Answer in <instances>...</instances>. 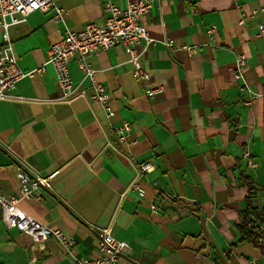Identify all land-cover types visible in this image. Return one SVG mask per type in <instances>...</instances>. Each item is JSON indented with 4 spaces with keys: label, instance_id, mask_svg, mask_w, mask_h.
Wrapping results in <instances>:
<instances>
[{
    "label": "crops",
    "instance_id": "0c3cea01",
    "mask_svg": "<svg viewBox=\"0 0 264 264\" xmlns=\"http://www.w3.org/2000/svg\"><path fill=\"white\" fill-rule=\"evenodd\" d=\"M105 0H54L65 11L31 14L9 30L19 68L30 72L9 100L0 101V194L73 242L69 253L48 239L35 245L1 221L0 264H76L97 257L88 225L108 227L128 244L119 264H264V252L241 242L239 223L251 208H264V0H161L143 25L156 43L141 57L148 82L136 80L126 52L115 47L87 58L95 81L111 96L114 117L104 119L91 101L77 59L68 64L76 92L60 100L47 49L66 30L104 24ZM124 9L128 0H108ZM243 21L240 25L239 21ZM215 26L209 45L205 29ZM0 31V41H1ZM199 46L190 55L169 50ZM246 60L235 79V58ZM259 97L245 105L243 85ZM161 87L153 100L147 88ZM130 123L131 147H121L111 127ZM249 152L256 168L247 166ZM17 162L37 176L54 174L52 192L20 199ZM153 170L139 174L138 165ZM137 181L142 192L128 188ZM252 182L251 195L246 182ZM264 230L263 226L259 227Z\"/></svg>",
    "mask_w": 264,
    "mask_h": 264
},
{
    "label": "built area",
    "instance_id": "2783aa9c",
    "mask_svg": "<svg viewBox=\"0 0 264 264\" xmlns=\"http://www.w3.org/2000/svg\"><path fill=\"white\" fill-rule=\"evenodd\" d=\"M161 0H128L124 9L104 1V24L99 26L95 23L87 24L81 31L75 32L66 30L61 39L51 45L46 51V62L55 73L57 90L60 93V100L71 101L84 95L83 91L77 93L78 88L73 84L68 71V64L72 59H77L78 67L82 74L83 81H88L93 90L91 101L97 103L102 110L104 119L111 123L114 117V109L111 96L107 89L95 81V71L88 64L87 58L97 55L115 47L122 48L127 56L128 62L132 65L133 77L141 82H148L150 75L145 71L140 59L142 55L156 43L143 25V19L151 14L154 5ZM52 12L53 19L62 22L65 11L58 7L54 0H0V101L9 100L18 82L25 78H31L34 74L42 75L44 66L30 72H23L15 58L13 47L9 38V30L17 25L25 23L28 17L35 13ZM242 25L243 21H239ZM217 29L215 26H208L205 29L208 44L216 40ZM258 36H264V25L258 27ZM169 50H184L190 55L201 51L199 46L176 47L171 41H163ZM235 79L242 80L246 60L243 55L235 58ZM247 95L245 105H251L259 97L253 94L245 84L241 88ZM162 91L161 87L147 88L145 95L149 100ZM130 123L123 121L120 125L112 126L111 133L121 147H131L134 141L129 140ZM0 148L7 150L0 142ZM243 159L247 166L256 168L253 156L245 151ZM17 179L20 187V199H30L40 189L52 192V180L54 174L48 177H40L32 173L29 168L17 162ZM153 170L150 163L138 165L139 174L149 173ZM131 190L142 192L137 181L128 186ZM19 199L15 197H4L0 194L1 221L8 229H16L22 235L28 237L33 244L42 245L48 239L54 240L57 245L66 253H69L73 242L68 239L59 229H52L24 213L17 205ZM87 229L97 238L98 255L92 259L77 260L76 264H119L123 259L124 252L129 249L127 243L118 241L112 236V230L108 227L88 225ZM258 243H264V237L258 238ZM264 256V255H263ZM250 264H255L251 261Z\"/></svg>",
    "mask_w": 264,
    "mask_h": 264
},
{
    "label": "trees",
    "instance_id": "16d2710c",
    "mask_svg": "<svg viewBox=\"0 0 264 264\" xmlns=\"http://www.w3.org/2000/svg\"><path fill=\"white\" fill-rule=\"evenodd\" d=\"M246 186L248 191L252 195L254 192V186L252 182L247 181ZM264 227V208L261 210L251 208L248 209L244 215L241 217V221L238 225L241 233V242H252L261 248L264 252V243L259 244L258 238L264 237V230H260L259 227Z\"/></svg>",
    "mask_w": 264,
    "mask_h": 264
}]
</instances>
